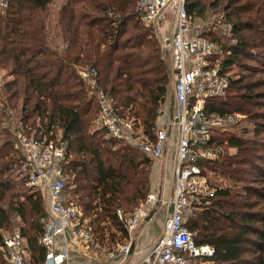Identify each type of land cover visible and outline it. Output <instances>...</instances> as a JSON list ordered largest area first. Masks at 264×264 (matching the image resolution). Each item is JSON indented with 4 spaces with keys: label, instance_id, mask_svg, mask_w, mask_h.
<instances>
[{
    "label": "trees",
    "instance_id": "obj_1",
    "mask_svg": "<svg viewBox=\"0 0 264 264\" xmlns=\"http://www.w3.org/2000/svg\"><path fill=\"white\" fill-rule=\"evenodd\" d=\"M53 1L5 0L0 7V68L7 72L0 124L12 115L22 133L64 141V191L88 220L92 241L126 242L130 235L117 210L128 215L145 199L151 160L102 130L87 132L98 105L78 70L96 69L98 86L117 112L150 137L171 76L152 28L136 16L137 0H60L55 25L48 26ZM185 9L192 21L219 13L229 27L222 35L201 29L224 51L229 76L225 95L208 99L207 112L238 113L250 125L213 133L220 157L202 165L231 186H215L184 225L195 243L213 248L212 264H264V76H254L264 73V0H185ZM48 27L56 28L60 44L49 43ZM234 66L239 71L232 75ZM15 141L0 125V242L17 225L29 264H41L45 250L37 241L48 213L40 191L25 184ZM0 264H7L1 248Z\"/></svg>",
    "mask_w": 264,
    "mask_h": 264
},
{
    "label": "built area",
    "instance_id": "obj_2",
    "mask_svg": "<svg viewBox=\"0 0 264 264\" xmlns=\"http://www.w3.org/2000/svg\"><path fill=\"white\" fill-rule=\"evenodd\" d=\"M5 6V0H0V7ZM168 14L172 16L166 25ZM136 16L153 29L172 78V98L158 108L153 136L145 135L131 118L117 112L112 99L98 86L96 69L81 68L78 75L98 105L95 129L102 130L105 138L137 149L150 160L169 157L172 192L163 201L168 214L161 233L136 264H212L213 248L195 243L184 217L203 200L206 204L215 190L202 165L203 161L220 157L222 150L211 143L213 133L228 129L242 118L238 113L220 115L206 110L208 99L224 96L229 85L228 73L222 67L224 51L201 35L205 23L193 24L185 0H137ZM213 22L206 25L207 29L228 34L229 27L221 18ZM7 126L15 134V147L22 154L20 173L25 184L40 191L48 213L37 241L45 250L41 264H68L73 248L92 242L93 236L88 220L82 218L80 209L69 202L64 191L66 143L22 133L13 121ZM158 189V184L153 186L128 215L117 210L129 235L159 201ZM130 245V238L117 244L109 257L115 253L127 256ZM0 248L7 264H29L26 241L18 226L3 234Z\"/></svg>",
    "mask_w": 264,
    "mask_h": 264
},
{
    "label": "rangeland",
    "instance_id": "obj_3",
    "mask_svg": "<svg viewBox=\"0 0 264 264\" xmlns=\"http://www.w3.org/2000/svg\"><path fill=\"white\" fill-rule=\"evenodd\" d=\"M60 2H61L60 0H55V1H53L49 5L48 15H47V19H46V23H48V26H50V25L53 26V24L55 25V22H54L55 15L54 14L57 11L58 6L60 5ZM171 16H172L171 14H168V16H167L168 17V21H167V23H165L166 25L170 24ZM217 18H221V14L218 13V14L213 15V17H210L206 22H204L205 23V26H203V27H206V25L211 26L214 23L213 21L215 19H217ZM193 22H194L193 24L199 25L197 20H195ZM203 24H201V25H203ZM48 28H49V30H47L46 33H47V37H48L49 43L52 44V43L55 42L53 44V46H56V45L60 44V38L58 36V31L56 30V28H53V27H48ZM159 50H160V47H159ZM160 57H161L162 61L164 62V64L167 65V67H168L167 58L165 56H163V54H161V52H160ZM244 61H245V63H248V64H252V63L256 64V62H254L252 60H244ZM232 71H233L232 72L233 73L232 75H234V74H236V71H239V68L236 67V66H234L232 68ZM5 73H7L6 70L4 68H0V85L2 84L3 80L5 78H7ZM169 74L171 76L170 70H169ZM258 75H263L264 76V73H262V74H255L254 76L255 77H258ZM172 91H173L172 78H170V84L168 86V92H167V96H166V99H165L166 101H169L172 98ZM1 105H2V99H1V94H0V108H1ZM16 120H17V118L16 117H13L11 115L7 120H5V122H1L2 124H0V125H3L4 124L5 126H7V123L9 121H13L15 123ZM248 124L249 123H247L246 121L240 120L237 125H235L234 127H231V128L228 127L227 130L228 131H238L242 126H247ZM86 130H87L88 133H94L95 132L96 129L94 127V118L91 119L88 122V124L86 126ZM56 137L59 138V133H57V136ZM150 162L151 163L148 166V169H149V171H148V173H149V190L153 186L156 187L157 184L159 183V180L162 179L160 177H161V174L164 173V170H163V167L164 166H165L164 167L165 168V175L170 177L169 157L168 156H166L165 158H163L160 161L151 160ZM166 168H168V169H166ZM209 171L210 170H207V177L210 180V182L213 183L216 187L217 186H226V185L227 186H231V183H230V181L228 179H226L224 177H221L217 173H213V172H209ZM163 177H164V174H163ZM165 177H164V180H165ZM149 190H148V192H149ZM44 204H45V202H44ZM159 212H160V214H162L163 211L160 209ZM188 216L189 215H185V219ZM10 232H7L6 234H9ZM123 243H124V241H121V240H117L113 244H110V243L105 242V241H102L99 244V243H96V242L92 241V243H87L86 245H83V246H75L74 249H73V251H71V253L72 254L76 253V255H78L77 251H78V248H80V249H83L84 250V253L85 254L82 255V256H83V258L85 260H88L87 261L88 264H107V260L109 258H107L106 254H107V252L110 249H112V245H114L116 247L117 244H123ZM28 257H29V252H28ZM77 258L81 259V256L80 257L77 256Z\"/></svg>",
    "mask_w": 264,
    "mask_h": 264
},
{
    "label": "crops",
    "instance_id": "obj_4",
    "mask_svg": "<svg viewBox=\"0 0 264 264\" xmlns=\"http://www.w3.org/2000/svg\"><path fill=\"white\" fill-rule=\"evenodd\" d=\"M164 167H163V170H164L163 174L165 177L166 175H165ZM163 174H161L160 178L162 179H160L158 183L159 189H158L157 196H158L159 201L157 202L158 204L156 203L153 209L151 210L153 214L148 220H145L144 218V220L141 221L138 227H136V229H134L129 236V238L131 239V243H133L132 250L125 257L119 253H115L112 257H109V253L111 251H108L106 254L107 258H109L107 260V264H136L140 260V258L147 252L150 245L155 241V239L161 233L165 217L168 214V209L163 201L172 192L171 176L170 177L166 176L164 180ZM160 209L163 211L162 214H160L159 212ZM77 253L78 255H76V253L74 254L71 253V257L69 259L68 264H73V263L74 264H88L87 262L88 260H85L82 256L85 254L84 250L78 248ZM79 255L81 256V259L77 258V256L80 257Z\"/></svg>",
    "mask_w": 264,
    "mask_h": 264
},
{
    "label": "water",
    "instance_id": "obj_5",
    "mask_svg": "<svg viewBox=\"0 0 264 264\" xmlns=\"http://www.w3.org/2000/svg\"><path fill=\"white\" fill-rule=\"evenodd\" d=\"M158 204V203H157ZM153 214V212L151 211L146 217H145V220H148L150 217H151V215ZM132 248H133V243H131V245H130V251L132 250Z\"/></svg>",
    "mask_w": 264,
    "mask_h": 264
}]
</instances>
